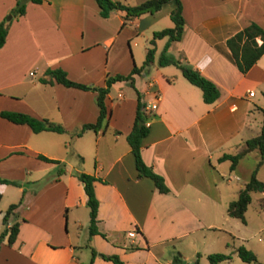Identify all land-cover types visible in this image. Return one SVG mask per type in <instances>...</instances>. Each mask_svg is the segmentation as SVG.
Returning <instances> with one entry per match:
<instances>
[{"label":"crops","instance_id":"0c3cea01","mask_svg":"<svg viewBox=\"0 0 264 264\" xmlns=\"http://www.w3.org/2000/svg\"><path fill=\"white\" fill-rule=\"evenodd\" d=\"M16 2L0 0V21L8 25L0 46V111L47 118L67 131L34 132L26 123L0 116V176L19 182L0 183V233L2 212L21 197L9 220L18 221V232L11 244L6 238L0 243V264H86L91 259V264H115L103 254H115L124 264H157L166 257L168 244L177 251V260L187 259V247L194 255L208 253L206 232L228 231L219 223L231 217L227 204L254 169L264 181L257 149L233 167L230 159L220 158L235 153L261 128L264 53L241 72L226 39L250 22L264 29V0H181L182 34L167 51L216 84L219 95L213 102H205L200 88L176 65H158L154 44L153 61L133 74L132 82H112L104 97L107 126L75 137L72 131L96 121L97 91L43 82L42 76L48 78L44 70L60 67L70 79L89 85H104L107 75L129 73L137 65L134 37L143 35L150 44L148 32L152 37L161 29L157 23L169 16L172 4L123 23V10L103 17L96 0H26L25 12L14 16ZM138 96L144 113L151 103L157 105L151 115L145 114L149 124L140 155L162 176L167 191L138 175L127 142ZM90 156L93 164L88 166ZM81 171L96 177L98 232L91 235L88 227L87 234L82 231L89 208L77 176Z\"/></svg>","mask_w":264,"mask_h":264},{"label":"trees","instance_id":"16d2710c","mask_svg":"<svg viewBox=\"0 0 264 264\" xmlns=\"http://www.w3.org/2000/svg\"><path fill=\"white\" fill-rule=\"evenodd\" d=\"M25 1L17 0L16 5L12 8L11 13L14 16L22 15L25 12ZM34 2H41L42 0H31ZM99 6V13L103 17H107L114 9L124 11L125 23L129 18L137 16L145 12H154L164 6L166 3H171L172 8L169 12V16L173 21V25L170 27L154 30L152 37L150 38V44L146 50L145 58L141 65H133L130 72L127 74H114L107 75L105 77L104 85H89L80 83L70 79L66 71L60 67L50 68L47 67L44 70L45 76L40 78L43 82L57 81L66 86H75L83 89H92L97 91L96 102L98 105V115L96 121L84 123L80 128L70 133L71 137L81 135L87 129L97 130L99 128H105L107 126L108 110L104 102V97L107 94L112 82L116 80H126L132 82L133 74L141 72L143 68L148 66L154 59V44L156 38L166 37L167 40L161 49L157 63L158 65L174 64L176 65L182 75L192 84L196 85L201 90L202 99L205 102H213L219 95V90L216 84L200 73L199 70L188 64L175 59L167 51L170 41L179 39L182 34L184 17L182 14L181 0H141L136 4H126L120 0H96ZM7 21L4 19L0 21V46L3 45L7 35ZM260 39V41L257 40ZM226 45L229 49V55L235 65L241 72H246L252 64L264 53V29L255 22H250L242 29L238 30L234 34L230 35L226 39ZM262 112V124L258 134L247 138L239 146L235 153H224L220 156L221 159H230V166L233 167L238 158L246 154L252 149H257L260 154V160L258 162H264V108H261ZM0 116L6 118L14 123H26L34 132L41 130H52L56 132H66V128L58 122L51 121L47 118H38L31 114L16 111V110H1ZM146 115L143 111V103L138 96L134 121L131 130L127 134V142L130 146L131 152L134 157L135 167L138 171V175H145L150 177L155 185L161 191H167L168 187L165 186L161 175L154 172L149 166H147L140 155L141 139L146 135L148 127L145 125ZM39 158L48 161H57L46 157L43 154L37 155ZM79 158L82 157L79 155ZM256 169L253 170L249 179L238 190L236 198L229 201L226 211L228 215L236 217L245 223V211L248 204L251 201L252 192L264 191V181L256 176ZM78 178L83 183L84 191L87 195L86 204L89 208V234L98 232L97 222V208L98 200L94 192L93 182L96 177L93 174L87 172H78ZM0 183L19 184L18 181L4 178L0 176ZM21 201V197L18 202L10 203L5 209L2 216V223L4 228L0 233V243L4 238L8 244H11L16 238L18 232V221L9 223L10 217L13 214L14 208ZM259 209H264V196L258 200ZM237 255L246 262L256 261V254L243 244H239L235 247ZM95 254V251H93ZM104 258L113 261L115 264H124L123 261L115 254L102 255ZM207 258L211 264H217L223 260L230 258V253L227 252H210L207 254ZM92 259L86 264H91ZM264 264V263H263Z\"/></svg>","mask_w":264,"mask_h":264},{"label":"rangeland","instance_id":"374dc122","mask_svg":"<svg viewBox=\"0 0 264 264\" xmlns=\"http://www.w3.org/2000/svg\"><path fill=\"white\" fill-rule=\"evenodd\" d=\"M166 22L170 25H173L171 18L163 17L158 23L157 26L160 28L166 27ZM149 36L151 38V33ZM138 41V45L134 46V52L136 55L137 65H140L141 61L145 57L147 47L151 46L148 43V40L143 35H137L134 37ZM165 43V38H157L155 43L156 56L159 54V50L162 49ZM162 46V47H161ZM257 93H261L259 89H255ZM198 91L199 88H198ZM66 150L69 151L66 147ZM83 157L80 162H83ZM88 166L93 164V157L90 156L87 159ZM241 183V181H236V184ZM262 194L260 192H252L251 201L248 204V207L245 211V223L240 219L231 216L228 218L225 223H219L220 226L228 228V231L224 230H214L210 229L206 233V241L210 242V246L206 247L210 252H227L230 253V258L223 260L217 264H263L264 263V209L260 210L258 207V198ZM5 211V210H4ZM4 211L2 213H4ZM3 216V214H2ZM2 221V218H1ZM89 224V219H86L85 224L83 225L82 231L87 234V227ZM231 233V234H230ZM232 234L234 236H232ZM81 236V240H82ZM239 244L245 245L247 248L251 249L256 254V261L246 262L242 260L237 253L235 252V247ZM206 246V245H205ZM200 250H204L203 245H199ZM185 253L188 255L187 259L177 260L175 255L177 251L174 249L172 244L166 246V257L162 256L159 259L157 264H166L168 261H173L175 264H211L207 258V254L202 251L201 256L194 255L187 247ZM192 250V249H191ZM185 260V261H184Z\"/></svg>","mask_w":264,"mask_h":264},{"label":"built area","instance_id":"2783aa9c","mask_svg":"<svg viewBox=\"0 0 264 264\" xmlns=\"http://www.w3.org/2000/svg\"><path fill=\"white\" fill-rule=\"evenodd\" d=\"M249 94H253V91H249ZM156 103H151L149 107H146V111H145V114L146 115H151L152 111L156 108ZM145 125H148L149 124V121L146 119L145 120ZM166 264H175L173 261H168Z\"/></svg>","mask_w":264,"mask_h":264},{"label":"water","instance_id":"95a60500","mask_svg":"<svg viewBox=\"0 0 264 264\" xmlns=\"http://www.w3.org/2000/svg\"><path fill=\"white\" fill-rule=\"evenodd\" d=\"M8 17H10V15H8Z\"/></svg>","mask_w":264,"mask_h":264}]
</instances>
